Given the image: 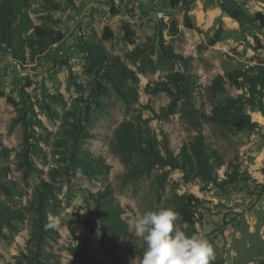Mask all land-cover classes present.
Wrapping results in <instances>:
<instances>
[{
    "label": "rangeland",
    "instance_id": "374dc122",
    "mask_svg": "<svg viewBox=\"0 0 264 264\" xmlns=\"http://www.w3.org/2000/svg\"><path fill=\"white\" fill-rule=\"evenodd\" d=\"M188 1L189 15L200 33L182 26L183 13L172 10L168 0L32 1L33 23L60 31L64 39L25 64L14 61L0 47V149L10 150L9 156L0 157V168L5 169L0 178L18 190L12 198L0 191V202L23 212L20 221L11 222V231L1 230L0 264H14V257L27 251L39 199L47 221L58 233L43 249L58 264H141L146 245L134 234L135 221L146 211L176 207L180 196L197 200L192 209L195 233L203 232L213 245L215 262L264 261V116L246 110L256 123L252 131L228 130L205 121L195 128L177 110L180 102L166 116L163 112L170 98L156 91L169 73L183 72L181 63L162 56L160 31L164 46L192 59L189 72L198 77L193 102L199 111L210 114L212 105L241 94L229 84L222 93H212L209 87L216 76L251 66L257 59L264 62V27H240L221 10L219 0ZM236 1L245 13L264 15V0ZM52 2L60 8L53 9ZM171 19L179 24L174 37L168 32ZM124 25L133 32L132 43L124 37ZM106 26L113 33L110 41L103 37ZM218 30L219 41L209 46ZM94 42H101L136 75V85L128 82L137 89L136 103L125 105L106 82L87 72L83 47ZM86 112L89 124L82 148L103 159L108 169L101 175L86 176L67 161L72 145L70 124L76 119L84 125ZM126 121L150 127L159 141L166 140L174 156L202 133L222 163L216 170L217 183L225 179L229 165L244 173L243 180L220 188L198 178L186 181L182 171L159 166L128 178L120 156L113 151L115 135ZM99 194L110 197L101 202L102 209L109 204L119 208L121 233L106 231L98 220ZM176 226L186 228L181 216Z\"/></svg>",
    "mask_w": 264,
    "mask_h": 264
},
{
    "label": "trees",
    "instance_id": "16d2710c",
    "mask_svg": "<svg viewBox=\"0 0 264 264\" xmlns=\"http://www.w3.org/2000/svg\"><path fill=\"white\" fill-rule=\"evenodd\" d=\"M32 1L0 0V47L5 48L14 61L20 64H25L27 60H34L41 56L48 47L58 44L64 39V34L60 31H55L45 24L35 25L33 23L30 16ZM131 1L133 0H129V2ZM168 2L172 10L183 13L182 26L185 29L200 33V29L189 15L191 9L188 0H168ZM219 6L240 27H264L262 13L249 15L243 11L236 0H219ZM52 7L55 10L60 8L53 2ZM168 32L172 37L179 33V24L175 19H171ZM161 34L160 31L158 46L162 56L181 63L183 68L182 73H169L166 77L167 82L156 85V91L164 92L170 98V103L163 113H166V116L172 114L180 102V108L177 110L192 122L195 128H200L201 122L205 121L228 130L252 131L256 127V123L252 122L246 110L257 111L264 116V62L257 59L256 63L251 66L230 71L224 77L216 76L209 87L212 93H222L225 85L229 84L236 91H241V94L212 105L210 114H206L195 108L193 102V92L197 87L198 77L189 72L192 59L174 53L170 46H164ZM132 36L133 32L127 25H124L125 39L132 43ZM103 37L108 41L113 38V33L107 26L104 28ZM220 37L221 33L218 30L209 40L208 45H214ZM256 44L258 48H261L258 39H256ZM83 52L86 55V70L90 75L106 82L125 105L130 106L137 102V89L135 86L129 85L128 82L131 81L133 85H136L138 79L132 71L126 68L119 57L110 55L101 42L86 43ZM101 89L107 90L105 87H101ZM88 116L86 112L82 117L84 121V125H82L79 120L74 119L75 115H72L74 119L70 124L72 145L67 161L75 171L86 176L101 175L108 169L103 159L92 157L82 148V141L86 138V126L89 124ZM113 143V151L120 156L130 179L138 178L154 166H159L182 171L186 181L198 178L208 184L218 185L220 188L243 180L241 176L244 173H240L237 166L229 165V170L227 169L224 173L225 179L221 181L222 183H217L216 170L222 166V163L217 153L209 149L202 133H198L193 141L183 145L180 153L174 156L168 148L166 140L159 141L150 127L143 126L139 121L135 124L126 121L120 124ZM9 154V149L5 147L0 149V157H7ZM3 170L5 169L0 168V177L3 176ZM0 191L8 198L18 194L15 184L2 180V178H0ZM108 197L107 194L97 196L96 216L105 229L107 228L106 231L112 230L114 233H121L124 230V225L119 219V208L116 209L109 204L105 210L102 209L101 202L109 201L110 197ZM193 202H197V200L192 196H180L176 198V207L173 208L180 213L186 224L185 229H180L188 235L195 233L196 220L192 212ZM38 205L34 230L28 241L27 251L15 256L14 264H58L55 257L43 249L45 242L58 236V233L47 221L46 208L42 199H39ZM22 217V211L8 206L5 202H0V237H4L2 228L11 231V222L20 221ZM80 264H99V262L85 261ZM213 264H222V261H214ZM253 264H264V261L258 260Z\"/></svg>",
    "mask_w": 264,
    "mask_h": 264
},
{
    "label": "clouds",
    "instance_id": "9594fccd",
    "mask_svg": "<svg viewBox=\"0 0 264 264\" xmlns=\"http://www.w3.org/2000/svg\"><path fill=\"white\" fill-rule=\"evenodd\" d=\"M173 208L144 212L134 234L146 245L141 264H213L215 249L203 232L188 235L176 226Z\"/></svg>",
    "mask_w": 264,
    "mask_h": 264
}]
</instances>
